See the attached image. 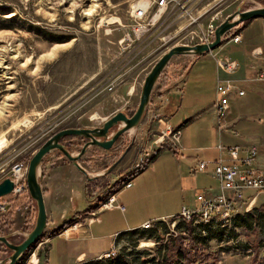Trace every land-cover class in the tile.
I'll return each mask as SVG.
<instances>
[{
    "label": "rangeland",
    "instance_id": "obj_1",
    "mask_svg": "<svg viewBox=\"0 0 264 264\" xmlns=\"http://www.w3.org/2000/svg\"><path fill=\"white\" fill-rule=\"evenodd\" d=\"M138 1L0 0V181L7 178L13 163L28 165L40 144L56 131L97 128L117 112L131 115L144 76L171 45L195 44L207 24H219L238 7L244 11L264 4V0H167L161 22L121 52L117 40L130 24L131 5ZM257 28L254 24L241 33L256 42ZM177 58L173 56L169 65L177 64ZM131 86L135 91L130 97ZM155 119L147 105L136 128L119 135L108 150L89 146L78 161L90 201L100 202L114 190L121 212L128 207L151 222L139 234L123 237L118 254L107 264H170V260L185 264L187 255L196 259L195 264H264L262 208L248 213L236 210L231 223L221 229L180 217L152 222L164 202L169 201V209L180 204L177 192L171 199L170 186H160L168 171L166 156L155 169L146 164L142 174L130 176L135 186L130 192L114 189L143 152L148 156L151 133L157 129ZM85 140L68 136L61 142L75 155ZM128 147L124 158L108 172ZM44 158L68 161L59 150ZM87 196L79 191L78 211L88 206ZM260 197L264 202V194ZM22 238L10 240L17 243ZM9 255L0 243V260Z\"/></svg>",
    "mask_w": 264,
    "mask_h": 264
},
{
    "label": "crops",
    "instance_id": "obj_2",
    "mask_svg": "<svg viewBox=\"0 0 264 264\" xmlns=\"http://www.w3.org/2000/svg\"><path fill=\"white\" fill-rule=\"evenodd\" d=\"M254 24H258L257 29L261 37L256 42L249 37L246 39L241 33ZM235 31L240 33V42L230 40ZM254 50L259 54H255ZM175 57H178L177 64L167 63L156 80L148 108L154 112L156 118L164 116L171 126L180 129V142L178 146H171L168 142L155 145L151 141L148 144L150 150L146 146L144 151H150L147 154V165L150 164L152 169L157 166V161L167 157L168 171L167 174L163 173L160 186H170L171 191L167 193H170L171 199L178 193L180 204H174L169 209V201L168 205L164 202L162 212L157 216L152 215L155 218L152 222L166 218L179 219L182 207L197 209L199 204L195 200L196 192L219 194L222 183L212 175L219 157L226 164H241L240 159L249 156L248 149L254 146L256 155L252 160V168L261 172L264 177V81L256 84L245 82L264 68V17L251 19L229 30L212 51L200 56L185 54ZM216 57L235 60L238 63L237 69L231 73L223 71L215 64ZM227 81L237 83L244 90V94L239 95L231 91L227 99L229 110L220 121L223 125L221 126L217 123L219 111L215 107V88L218 83ZM132 88H129L130 97L135 91V88ZM233 147L238 148V160L235 161H232L227 153V150ZM204 161V171H200L198 167ZM240 168L245 169L242 166ZM40 171L47 222L43 230L45 236L41 239L44 241V247L40 249L36 264H107L113 258L108 261L101 259L103 253L118 254L117 249L123 243V237L131 232L139 234L138 230H141L147 221L150 222L147 218L137 216L128 207L124 212L117 208L99 210V205L95 207L100 203L97 200L90 201L91 197L85 194L83 174L69 160L47 161L42 157ZM119 188L120 182L114 185L115 190ZM134 188L132 184L129 188L122 187L128 192ZM80 190L84 191L89 201L82 211L76 208ZM262 194L264 192L252 189L243 190L244 202L240 206L234 205L233 213L238 209H242L244 213L264 209V202L260 201ZM4 197L0 203L9 202L11 195ZM20 201L21 199L17 203ZM33 204L30 202L31 209L26 212L25 223L23 213L21 216H12L8 220L9 223H4L0 218V233L13 234L12 239L21 238L17 232H23L26 226L34 224L36 209L34 210ZM92 206L93 209L85 211ZM91 216L97 219L86 222L87 217ZM67 221L70 224L80 221L81 225L70 232H63L61 229L52 234L53 230ZM25 255L26 253L22 259ZM22 259L17 264H21Z\"/></svg>",
    "mask_w": 264,
    "mask_h": 264
},
{
    "label": "built area",
    "instance_id": "obj_3",
    "mask_svg": "<svg viewBox=\"0 0 264 264\" xmlns=\"http://www.w3.org/2000/svg\"><path fill=\"white\" fill-rule=\"evenodd\" d=\"M130 24L124 31L120 39L117 40V46L119 51L123 52L128 50L135 42L143 39L145 34L154 27V25L161 22V19L166 13L168 7L167 0H140L137 3L131 5ZM121 26V24H119ZM215 23H209L200 33L199 39L195 44L208 43L213 39V32L215 28ZM233 29V28H232ZM230 40L233 42H240L241 36L238 32H233ZM193 45V44H185ZM184 45V46H185ZM173 46V45H171ZM255 54H259L254 50ZM215 64L227 73L235 71L238 67V63L235 60H228L220 57L215 58ZM264 81V68L253 78H248L245 80L247 83H261ZM234 91L239 95L244 94V90L235 82L227 81L225 83H218L215 88L216 103L215 107L219 111V118L217 123L219 125L220 121L228 113L227 99L231 93ZM156 131L151 133L150 141L155 145L164 144L165 142L170 143L171 146H178L180 142V129L174 128L169 124V121L164 116H159L156 118ZM223 126V125H221ZM249 156L241 158V164H226L221 157L215 162V167L212 175L220 180L222 185L220 186V193L217 195H207L204 192H196L195 200L198 202L199 206L195 210H189L182 207L180 211V217L189 223H200L203 225H212L216 228H222L229 225L232 221L233 207L234 205H242L244 198L242 196L243 190H254L257 192H264V177L261 172L252 168V160L254 159L256 152L255 147H249ZM238 148L233 147L227 150L232 161L238 160ZM142 159L137 161L129 171L121 178L120 185L123 188H129L131 186L130 176L140 173L148 162V156H145V152L141 154ZM206 162H202L199 165L200 171H204ZM244 167L242 169L240 167ZM26 169L27 164L16 162L13 163L7 173V178L13 182V188L11 193H9L11 198L9 202L0 203V213L4 219V223L8 217L14 215H22L24 223L26 222V212L28 213L31 209L30 202L33 203L29 191L26 186ZM87 185V183H86ZM87 188V186H86ZM21 199L20 202L17 201ZM8 203V204H7ZM98 209L100 210H111L119 209L123 210V206L116 202L115 191H109L107 194L100 199ZM35 210V207H34ZM93 213H91L92 215ZM9 218V219H10ZM86 222L96 220L93 216L87 217ZM85 222V221H84ZM149 221H147L142 229H146L150 226ZM78 225H81L80 221H74L69 226L64 228L62 231L70 232L75 229ZM17 234H19L17 232ZM42 239V238H41ZM41 241V240H40ZM38 241L31 247L27 249L25 257L22 259L21 264H36L38 261V254L40 249L44 247V241ZM115 256V252L103 253L101 259H110Z\"/></svg>",
    "mask_w": 264,
    "mask_h": 264
},
{
    "label": "water",
    "instance_id": "obj_4",
    "mask_svg": "<svg viewBox=\"0 0 264 264\" xmlns=\"http://www.w3.org/2000/svg\"><path fill=\"white\" fill-rule=\"evenodd\" d=\"M264 17V4L255 8L245 9L242 11L239 7L235 12L226 17L225 20L217 24L214 28L213 39L208 43H200L193 45H173L166 52H164L152 65V68L144 76L143 83L139 92V101L131 115H126L124 112H117L107 119L100 127L97 128H67L61 129L53 133L51 137L40 144L38 149L30 157L26 169V186L30 197L34 202L36 214L35 222L32 228L26 232H18L23 238L21 241L14 243L10 240L13 234L0 235V243L10 251V255L0 260V264H17L27 249L36 243L37 239L41 237L43 230L46 227L45 220V205H43V193L41 190V159L46 154L53 150H59L65 159L69 160L80 172L81 169L78 161L89 146H100L108 150L113 145L116 138L129 130L137 127L142 119L145 109L150 101L151 91L156 84V80L167 66V63L173 56L176 55H193L200 56L217 47L223 36L230 29L244 23L246 20ZM115 130L110 132L112 128ZM68 136H77L85 138V142L81 149L73 155L66 146L62 144V140ZM129 147L114 161L113 165L108 169L110 172L114 167L124 158ZM13 188V182L10 178H4L0 181V198L9 195Z\"/></svg>",
    "mask_w": 264,
    "mask_h": 264
},
{
    "label": "trees",
    "instance_id": "obj_5",
    "mask_svg": "<svg viewBox=\"0 0 264 264\" xmlns=\"http://www.w3.org/2000/svg\"><path fill=\"white\" fill-rule=\"evenodd\" d=\"M247 21H249V20H246V21H244V22H247ZM0 27H1V26H0ZM119 182H120V181L115 182L114 185H117V183H119ZM98 205H99V204L95 205V207H97ZM93 207H94V206H92V207H88L85 211L87 212V211H89L90 209H93ZM69 225H70V222H69V221L62 223L58 228H56L55 230L52 231V234H56V232L61 231V229H64L65 227H67V226H69ZM28 229H29V228H28ZM26 230H27V228H26ZM44 234H45V233L42 232L41 237L38 238L36 242L40 241L41 238H43V237L45 236ZM34 244H35V243H34ZM34 244H33V245H34ZM195 255H197V254L195 253ZM175 257H176V253H175ZM175 257H173V258H175ZM104 260H109V259H104ZM185 260H186V261H185V264H195L194 262L196 261L195 258H192V259H191L188 255L185 257ZM170 261H171L170 264H174V263H175L174 260H170Z\"/></svg>",
    "mask_w": 264,
    "mask_h": 264
},
{
    "label": "bare ground",
    "instance_id": "obj_6",
    "mask_svg": "<svg viewBox=\"0 0 264 264\" xmlns=\"http://www.w3.org/2000/svg\"><path fill=\"white\" fill-rule=\"evenodd\" d=\"M140 2V1H139Z\"/></svg>",
    "mask_w": 264,
    "mask_h": 264
}]
</instances>
